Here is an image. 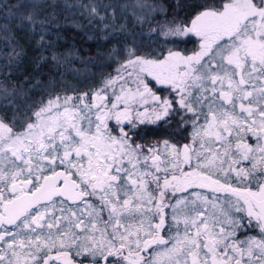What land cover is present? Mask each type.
<instances>
[{
	"label": "snow or ice",
	"instance_id": "1",
	"mask_svg": "<svg viewBox=\"0 0 264 264\" xmlns=\"http://www.w3.org/2000/svg\"><path fill=\"white\" fill-rule=\"evenodd\" d=\"M135 9L163 14L171 47L133 46L95 86L0 117V264H264V0Z\"/></svg>",
	"mask_w": 264,
	"mask_h": 264
},
{
	"label": "trees",
	"instance_id": "2",
	"mask_svg": "<svg viewBox=\"0 0 264 264\" xmlns=\"http://www.w3.org/2000/svg\"><path fill=\"white\" fill-rule=\"evenodd\" d=\"M102 1L117 7L136 0ZM0 2L6 3L7 0ZM23 2L32 3L33 0ZM34 2L40 5L34 24L21 26L19 19L5 20L0 16V117L4 114L6 101L16 106H33L56 92L73 89L82 92L95 86L105 76L114 73L118 64L123 62L126 51L133 46L141 54L171 47L164 43L165 37L159 33V26L165 19L163 14L155 19L127 16L104 31V20L102 22L99 15H92L90 10L83 11L78 1ZM41 34L44 36L43 46L39 43ZM180 47L190 49L192 45ZM13 52L20 54L19 60H9ZM73 70L84 74H80L83 77L80 76L71 86L67 80ZM172 125L142 126L141 131L147 133L144 140L166 139L167 133L175 130V122Z\"/></svg>",
	"mask_w": 264,
	"mask_h": 264
},
{
	"label": "rangeland",
	"instance_id": "3",
	"mask_svg": "<svg viewBox=\"0 0 264 264\" xmlns=\"http://www.w3.org/2000/svg\"><path fill=\"white\" fill-rule=\"evenodd\" d=\"M70 1L72 2L78 1V3L81 6L82 5L96 6L99 9L98 15L101 18H104L103 20L105 22V26H110L114 24V22L120 19L124 20V18H126L127 16H130L133 19H137L138 16H142V14L139 12V9H135V13L133 9L134 6L137 5V3L144 2L141 0H136L128 4L119 5L117 7L115 6L107 7L109 6V4L103 2L102 0H70ZM105 9L107 11V15L105 14ZM120 24L124 26L125 23H120ZM80 74L83 75L84 73L81 72L80 70L70 71L67 80L68 83L71 84L72 86V84H74L75 81L83 77ZM3 105H4V114L2 116L6 114L10 119H23L27 109L32 107L27 104L25 106L12 105V103L9 101L4 102ZM17 109H19V111H17Z\"/></svg>",
	"mask_w": 264,
	"mask_h": 264
},
{
	"label": "flooded vegetation",
	"instance_id": "4",
	"mask_svg": "<svg viewBox=\"0 0 264 264\" xmlns=\"http://www.w3.org/2000/svg\"><path fill=\"white\" fill-rule=\"evenodd\" d=\"M158 139H152V140H147V141H145V142H148V143H152V142H155V141H157Z\"/></svg>",
	"mask_w": 264,
	"mask_h": 264
}]
</instances>
